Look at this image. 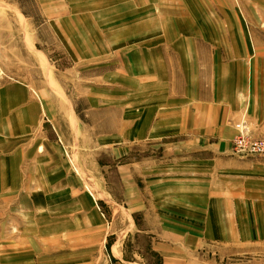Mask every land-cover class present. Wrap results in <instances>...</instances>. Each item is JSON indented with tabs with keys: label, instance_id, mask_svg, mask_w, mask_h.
<instances>
[{
	"label": "crops",
	"instance_id": "0c3cea01",
	"mask_svg": "<svg viewBox=\"0 0 264 264\" xmlns=\"http://www.w3.org/2000/svg\"><path fill=\"white\" fill-rule=\"evenodd\" d=\"M21 1L0 0V264H218L242 249L264 264V155L232 150L241 131L264 135V0H34L82 80L98 68L93 95L115 88V115L137 117L126 136H150L147 171L130 175L147 186L134 199L131 183L113 219L91 180L122 140L92 138L109 130L103 106L35 79L50 60ZM136 235L146 251L128 249Z\"/></svg>",
	"mask_w": 264,
	"mask_h": 264
},
{
	"label": "rangeland",
	"instance_id": "374dc122",
	"mask_svg": "<svg viewBox=\"0 0 264 264\" xmlns=\"http://www.w3.org/2000/svg\"><path fill=\"white\" fill-rule=\"evenodd\" d=\"M238 1L240 2V0ZM238 1L235 0L234 4L236 11L241 10V8H239L241 3H238ZM21 2L30 10L25 11L27 13L29 12L28 14H31L35 17L34 24L40 28L39 32L41 33V35L39 38L42 41L41 43H38V47L46 49V54L50 60L49 63L46 62L45 64L40 62L39 67L33 68V70L35 71L33 72L35 74V79L41 82L44 86L50 89L52 88L59 93L60 91L58 90L56 85H53L52 83L53 81L56 83L58 80H61L66 92L69 93L72 98H74L72 99V102H74L76 108H80L84 104L87 108L88 106H99V104L100 106H103L106 109V123L107 127H109V130L106 133H102L103 135L98 132H92V138H97V134L101 137L104 136L108 141V145L116 144L119 142V140H122V153H117L114 147H109L103 150V153L100 156V160L104 161L105 164H101L102 170L97 172V174L92 173L91 180L94 189L95 186H98V184H100L101 182V187L104 188V190L100 195L97 193V197L99 198L97 199V201H99L98 206L101 208L108 219H113L114 212L111 211V207L130 206L131 199L133 198L132 195L134 194L133 193L128 195V190L130 189L131 183H133V186L136 187L135 190L139 189L134 199L140 198L142 195L140 190L147 186L146 179H141L139 177L138 179L132 180L130 178V175L132 171H138L139 167L142 168L144 172L147 171V161H150V136L147 135L146 132L140 138H137L136 133L133 134V137L126 136L129 128L131 129L132 127H134L136 125V122H138V119L137 117H126L124 115H121L120 113H118V115H115L114 110H116V107L118 106L121 108V101L115 99L116 95L120 94L119 91L115 90V88L109 90L107 95L108 100L100 99L102 97L93 95L95 91L106 90L105 87H101L103 84L93 82V80H95V76H97L94 75L96 73L94 72V70H98V68H96L95 66H90V68L87 67L86 71L88 74H86V76H89V78H91L92 80L89 82L83 81L81 75L83 68L82 64L78 65L68 59L66 53L61 48L59 43L44 26V22L41 18L38 8L34 3V0H22ZM220 10H222L221 6ZM130 44L131 43H128L127 45ZM119 47L124 51L126 45L123 48L121 46ZM92 63L94 62H90L89 64ZM23 70L31 72L32 68ZM5 71L6 69L0 63V74H2L0 75L1 83L2 77L6 75ZM77 71L80 72L77 73ZM117 86L121 85H116V87ZM83 91H90V93H92L91 99H89V101L83 98ZM102 115L103 114H101V119L99 115H91V123L93 124V121L98 123L99 121L102 124ZM115 122L116 126L113 127L112 125H114ZM96 167L97 165H92V170H95ZM95 177H99L103 181H100ZM103 178H105V180ZM117 204H119V206H117ZM130 214L131 213L128 212V215ZM138 218L139 217L135 215V219L137 221ZM142 241H145V239H141L136 235L134 239L129 241L128 249L132 252H135L137 250L139 252L146 251L145 248L147 247V244L145 242L141 244ZM260 247H264V245ZM222 248V246L217 247V245H214L212 248V252L216 255ZM245 252L246 253H244L242 249L237 254L231 255L230 257H222V253H220V257L218 256V264H242L245 260L252 258V256H260L258 252L250 253L248 250ZM262 253H264V251ZM261 255L264 256V254ZM144 262H146V264H162L158 255L153 252L152 254L150 253V258H148ZM205 262L210 261L206 260Z\"/></svg>",
	"mask_w": 264,
	"mask_h": 264
},
{
	"label": "built area",
	"instance_id": "2783aa9c",
	"mask_svg": "<svg viewBox=\"0 0 264 264\" xmlns=\"http://www.w3.org/2000/svg\"><path fill=\"white\" fill-rule=\"evenodd\" d=\"M233 152L240 157L264 155V135L255 137L251 133L241 131L233 140Z\"/></svg>",
	"mask_w": 264,
	"mask_h": 264
}]
</instances>
